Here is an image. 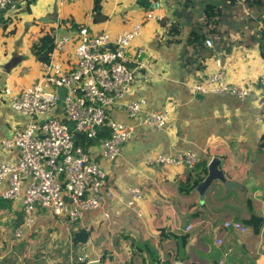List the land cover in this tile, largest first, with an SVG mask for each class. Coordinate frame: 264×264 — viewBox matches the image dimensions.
<instances>
[{
	"label": "crops",
	"instance_id": "0c3cea01",
	"mask_svg": "<svg viewBox=\"0 0 264 264\" xmlns=\"http://www.w3.org/2000/svg\"><path fill=\"white\" fill-rule=\"evenodd\" d=\"M152 1L103 0L101 11L92 14L93 0H35L28 9L21 4L6 29L0 28L1 94L5 84L18 90L40 77L41 62L30 47L50 27L58 35L73 34L61 23L73 21L86 25L91 33L105 31L114 38L124 28L141 24V34L127 56L132 59L136 48L143 47L147 67L126 99L145 97L146 109L151 111L172 107L166 126L149 131L141 125L144 112L129 119L121 105L114 106L111 116L126 123L132 135L113 161L101 157L98 140L77 138L105 171L112 195L74 222L38 208L34 224L17 238L22 202L1 198L4 182L0 186V264H74L83 249L87 260L97 264H148L145 253H133V242L151 243L162 261L172 255L171 264H264V223L255 234L243 222L251 215L264 218V149L260 147L264 128L258 120L264 111V86L256 83L264 74L260 35L264 0L246 3L248 11L243 15L219 4V25L214 27L223 40L212 47L188 44L190 33L205 36L210 32L209 25L200 24V7H185L179 0H155L156 5ZM149 11L156 19L145 17ZM259 11L261 17L252 18ZM171 24L178 33H171ZM182 55L189 57L188 63ZM217 61L226 65L228 82L247 81L245 98L191 91L192 83L217 69ZM27 121L0 96V139L10 136L11 123ZM186 151L195 152L207 167L204 178L188 194L179 192V179L190 171L143 163L149 154L170 156ZM16 156V150L0 153L5 160ZM212 159L220 178L208 173ZM132 185L141 188L144 197L129 203L126 188ZM226 220H237L247 230L224 227ZM79 229L88 230L89 237L73 244L72 234ZM161 229L177 236L161 238ZM183 236L187 239L178 253L181 258L174 260L177 238ZM217 238L222 241L219 245Z\"/></svg>",
	"mask_w": 264,
	"mask_h": 264
},
{
	"label": "built area",
	"instance_id": "2783aa9c",
	"mask_svg": "<svg viewBox=\"0 0 264 264\" xmlns=\"http://www.w3.org/2000/svg\"><path fill=\"white\" fill-rule=\"evenodd\" d=\"M152 2L157 4L155 0ZM19 5L18 0H0V14L12 19L19 12ZM145 17L156 19L157 16L149 11ZM141 29V24H133L114 38L105 31L91 33L86 25L73 34L56 33L49 60L41 62L40 77L18 90L9 84L2 88L1 98L28 119L26 123H11L10 136L0 139V153L17 151L14 159H0V186L6 183L1 198L22 202L23 221L15 230L17 238L34 224L38 208L74 222L84 212L97 208L106 195H112L106 187L105 171L77 138L98 140L101 157L116 160L132 133L126 123L111 116L114 106L121 105L129 119L144 112L141 125L149 131H160L166 126L171 106L151 111L146 109L145 97L126 99L147 67L143 47L136 48L132 59L127 56ZM204 44L212 47L209 38ZM246 82L245 79L228 82L226 65L217 61L213 73L190 87L194 94H229L243 99L249 93ZM257 82L264 86V74ZM61 87L65 89L63 100L58 94ZM258 120L264 128V111ZM197 161V154L191 151L170 156L158 152L149 154L143 163L191 171ZM126 190L129 203L144 197L143 190L137 186H128ZM223 225L240 232L247 230L237 220H226ZM221 242L219 238L215 240L217 245ZM78 261L91 263L84 249Z\"/></svg>",
	"mask_w": 264,
	"mask_h": 264
},
{
	"label": "trees",
	"instance_id": "16d2710c",
	"mask_svg": "<svg viewBox=\"0 0 264 264\" xmlns=\"http://www.w3.org/2000/svg\"><path fill=\"white\" fill-rule=\"evenodd\" d=\"M102 1L103 0H93V5L91 9L92 14H95L101 11ZM18 2L19 3L24 2L25 6H28L29 4L34 3L35 0H18ZM251 2L259 3L260 0H251ZM209 7L213 8V5H210ZM205 16H206V19L213 18V15H205ZM214 22L216 23L217 21L215 20ZM262 22H264V16H262ZM61 23L67 26V29H66L67 31H77L79 28L82 27V24L76 23L73 21H69L68 25L66 21H62ZM8 25H9V18L4 17L1 13L0 14V28L5 30ZM13 31L14 29L10 30L9 32H13ZM170 31L173 34L178 33L177 29H175L173 24H171ZM55 34H56L55 27H50L31 45L30 47L31 53L34 55L35 59L38 62H47L49 60L50 53L54 47ZM260 35H261V39L264 45V29L261 31ZM204 41H205L204 33H198L194 31L190 33L188 37V44H191V45L192 44L202 45ZM261 140L262 141L260 143V147L264 149V133L261 136ZM84 148H86V146H84ZM199 164H202V167L198 170L196 169V166H198ZM206 173H207V167L205 166V163L203 161H197L193 170H191L188 173L183 174L182 177L179 179V192L182 194L190 193L191 190L194 189L196 185L204 178ZM243 222L251 226L253 233L256 234L259 232L261 226L263 225L264 218L261 216L251 215L248 219L244 220ZM160 231H161L160 232L161 238H165V237L175 238L177 236V234L170 232V231H165L164 229H161ZM88 237H89L88 230L79 229L72 234V243L73 244H78L81 242L83 243L88 239ZM177 239H178V245H177L176 253L174 255V260H178L177 258H181L180 256H178V253L185 247L187 238L186 236H183V237H178ZM133 248H134L133 253H136L139 255H143L144 253L146 254L148 258V264H171L170 259L173 256L170 255L167 261H162L157 253L156 248L149 242H144V243L133 242ZM142 260L144 262L143 258ZM74 264H84V262L77 261Z\"/></svg>",
	"mask_w": 264,
	"mask_h": 264
},
{
	"label": "rangeland",
	"instance_id": "374dc122",
	"mask_svg": "<svg viewBox=\"0 0 264 264\" xmlns=\"http://www.w3.org/2000/svg\"><path fill=\"white\" fill-rule=\"evenodd\" d=\"M178 2L182 5H184L185 7H194L195 9L197 7H200V11H203V18H202V21L200 22V24L202 26H205V25L208 26L209 25V29H210L209 34H206L204 36V39L209 38L212 41V46H213L214 42L215 43L221 42L223 40L221 38V35L218 33V30L214 27L215 24L219 25L218 17L221 15V8H219L217 6L220 4L222 7H225V8L227 7L226 9H228L229 12H232L234 14L239 13L240 15H243V13L247 14L248 10H247V7L245 5H246V3H248V4L251 3V0H220V1L219 0H196L195 3H193L192 0H179ZM19 4H24V2H20ZM31 4H29V5H31ZM29 5L26 6L27 9H28ZM210 5H213V8L209 7ZM19 6H21V5H19ZM205 15H213V18L206 19V18H204ZM258 16H259V18L261 17V11H259L252 18H256ZM215 20L217 21L216 23L214 22ZM182 59H183V62H185V63L189 62L188 61L189 57H187L185 55H182ZM22 83H23V81H20V84H22ZM24 87H26V85ZM19 89H21V87Z\"/></svg>",
	"mask_w": 264,
	"mask_h": 264
},
{
	"label": "water",
	"instance_id": "95a60500",
	"mask_svg": "<svg viewBox=\"0 0 264 264\" xmlns=\"http://www.w3.org/2000/svg\"><path fill=\"white\" fill-rule=\"evenodd\" d=\"M58 94H59L60 100H63L64 99V95H65V89L62 88V87L59 88L58 89ZM208 173H209L210 177H212V178H220L221 177V175H220L221 172L217 171V163H216V161H214V159H212L210 161V163H209ZM22 221H23V219H22V215H21L20 224L22 223ZM90 264H97V263L96 262H91ZM175 264H181V263H175Z\"/></svg>",
	"mask_w": 264,
	"mask_h": 264
}]
</instances>
